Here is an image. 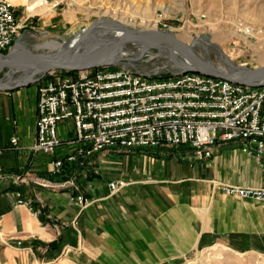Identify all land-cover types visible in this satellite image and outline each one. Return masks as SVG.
Returning a JSON list of instances; mask_svg holds the SVG:
<instances>
[{"label":"crops","instance_id":"0c3cea01","mask_svg":"<svg viewBox=\"0 0 264 264\" xmlns=\"http://www.w3.org/2000/svg\"><path fill=\"white\" fill-rule=\"evenodd\" d=\"M37 86L0 92V163L9 175L46 177L55 158L32 151ZM240 147L220 143L203 160L186 147L95 155L97 167L82 170L76 181L86 207L72 189L17 187L13 179L2 180L0 264H184L202 239L206 246L222 241L238 253L264 255V203L227 196L212 183L264 186V175ZM72 150L60 147L56 157ZM113 179L129 185L111 195L107 185ZM18 190L41 216L18 204Z\"/></svg>","mask_w":264,"mask_h":264},{"label":"built area","instance_id":"2783aa9c","mask_svg":"<svg viewBox=\"0 0 264 264\" xmlns=\"http://www.w3.org/2000/svg\"><path fill=\"white\" fill-rule=\"evenodd\" d=\"M27 20L19 18L18 6L11 0H0V52L18 42ZM37 88L32 151L55 157L47 172L53 177L63 173L66 162L91 165L95 155L113 150L186 147L203 160L210 159L220 143L231 142H239L240 151L253 159L264 175V86L250 87L191 72L160 75L126 64L74 73L50 72ZM66 121L73 132L69 139H62L59 129ZM11 142L16 147L18 138ZM66 146L74 150L57 158L58 149ZM2 152L0 149V155ZM8 179L16 185L34 184L57 191L71 189L73 182L9 175L0 163V181ZM212 183L227 196L264 203V186ZM128 185L123 179H113L107 187L115 195ZM16 194L18 204L33 209L31 199H25L19 190ZM74 199L82 207L88 205L82 193ZM33 214L41 216L42 212L33 209Z\"/></svg>","mask_w":264,"mask_h":264},{"label":"rangeland","instance_id":"374dc122","mask_svg":"<svg viewBox=\"0 0 264 264\" xmlns=\"http://www.w3.org/2000/svg\"><path fill=\"white\" fill-rule=\"evenodd\" d=\"M30 2L36 4L40 0ZM15 5L19 18L28 17L17 42L20 49L25 45L28 52L50 53L54 50L52 47L40 45L46 39L62 45L97 21L109 20L132 29L172 33L189 45H193L194 40L197 43L206 40L215 49V52L210 51L209 60L220 68L230 69V72L264 66L260 58H264V0H48L47 5L44 0L36 13L29 12L26 6ZM36 36L41 39L37 40ZM195 46L197 49L198 45ZM124 50L128 51V58L124 61L130 66L160 75L177 72L176 61L173 57L172 61L169 60L162 50L138 53L135 44L127 45ZM216 51L226 58L228 65ZM9 74L11 70L8 68L0 71V83L5 82ZM20 74L16 73L15 77ZM69 124L66 121L60 125L66 139L73 132ZM92 161L91 165L85 163L87 167L83 171L88 172L89 168L94 171L97 161ZM79 175L68 179L73 180L69 187L74 195L82 193L85 196L76 183ZM46 177L51 180L48 174ZM215 244H201L184 264H264V255L238 253L234 246L222 241Z\"/></svg>","mask_w":264,"mask_h":264},{"label":"water","instance_id":"95a60500","mask_svg":"<svg viewBox=\"0 0 264 264\" xmlns=\"http://www.w3.org/2000/svg\"><path fill=\"white\" fill-rule=\"evenodd\" d=\"M99 23L100 21H97L87 29L91 31ZM91 42L89 32H87L74 43L64 42L63 48L50 54L23 51L18 48V43H16L7 54L0 53V71L8 68L14 75L26 68L32 71V77L24 83L13 86H0V92L30 87L32 84L41 81L48 73L54 71L71 73L97 68L124 67L126 61H124V57H121V54L129 44H143L148 50H161L160 46H166V49L162 51H170L171 53L173 49L174 51L179 50L185 56L186 61H176L173 58L176 61L175 67L178 72L198 73L250 87L264 86V66L255 70L227 72L214 65L210 60L209 63L201 58L192 45L179 40L172 33L138 30L128 27L127 34L118 39L97 44H91Z\"/></svg>","mask_w":264,"mask_h":264},{"label":"bare ground","instance_id":"6f19581e","mask_svg":"<svg viewBox=\"0 0 264 264\" xmlns=\"http://www.w3.org/2000/svg\"><path fill=\"white\" fill-rule=\"evenodd\" d=\"M11 1H13L17 5L26 6L27 9H28V11L29 12H33V13L34 12L35 13L38 12L37 10H38L39 6L42 3H44V0H40V2H38L36 4L35 3L32 4L30 2V0H11ZM87 32H89V39H91V41H92L91 44H95V43L97 44V43H100V42L115 40V39H118V38L126 35L127 32H128V26H124L122 24H119V23H116V22H113V21H108V20H104L103 21L102 20L91 31L90 30H85L82 33L86 34ZM82 33L79 34L74 39H72L71 42L74 43V42L78 41L84 35V34L82 35ZM47 35L44 34V36H47ZM35 38L37 40L38 39H41L40 36H36ZM179 40H181V39H179ZM71 42H67V43H71ZM196 44L198 45V48L197 49H196V46H195ZM40 45L41 46H50V47H52L54 50H52L50 53H56L61 48H63V44L62 45H59L56 42H54L53 39H49V38L46 39L44 42L40 43ZM41 46H39V47H41ZM192 46L194 47L195 52L201 58H203L204 60H206L207 62L210 63V61H209L210 51H214L215 52V49L212 47V44H209V42L206 41V40H204V41L202 40L201 42L199 41V43H197V41L194 40V43H193ZM137 47H138V53L148 52V48L145 47V45H143V44H138ZM160 47L162 48L161 50L166 49V46H160ZM18 48H20V47L18 46ZM21 48H23L22 50L27 51V49H24V48H26L25 45H22ZM9 50H7V51H9ZM197 50H199L200 53ZM163 52L167 53L166 55H167L168 59L171 60V61H172V57L176 61H180V60L186 61L185 56L179 50H177V51L175 50L174 51V49H173V51H172L173 54L170 51H163ZM216 52L218 53V55L220 56V58L222 59V61L225 64L228 65V62H227L226 58L221 53H219L218 51H216ZM0 53H2V51ZM127 54H128V51L127 50L126 51L124 50L123 53L121 54V57L128 58L127 57ZM137 55L139 56L141 54H137ZM181 57L183 59H181ZM260 58H261V62L264 63L263 56L260 57ZM221 69L226 70L227 72H230V69H228V68H226V69L225 68H221ZM238 70H240V69H236L234 71H238ZM31 77H32V71H30L29 69L24 68L23 70H21V74L18 77H15V74L13 75V73L9 74L7 80L5 82L0 83V86H13V85H16V84L24 83L25 81L30 80Z\"/></svg>","mask_w":264,"mask_h":264},{"label":"trees","instance_id":"16d2710c","mask_svg":"<svg viewBox=\"0 0 264 264\" xmlns=\"http://www.w3.org/2000/svg\"><path fill=\"white\" fill-rule=\"evenodd\" d=\"M3 54H7L8 51H2ZM111 68H116V67H111ZM64 72V71H62ZM71 73H74V72H71ZM152 148H144V149H135L134 151H140V152H143L145 154H150V150ZM122 151H127V152H133V150H122ZM87 164V163H86ZM85 166V167H84ZM87 166L86 165H81L80 163H68L66 162L65 163V166H64V170H63V173L60 175V176H51L49 175V178L53 181H56V182H63V181H67L70 177H73V176H77L78 177V173L80 171H82L84 168H86ZM88 178H91L90 176ZM77 193V192H75ZM204 237V236H203ZM203 240V239H202ZM202 240H201V244H202ZM53 243H51L52 245ZM50 245V246H51Z\"/></svg>","mask_w":264,"mask_h":264}]
</instances>
